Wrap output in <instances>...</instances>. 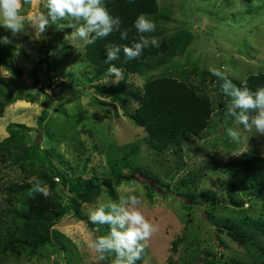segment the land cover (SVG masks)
Returning <instances> with one entry per match:
<instances>
[{
	"label": "rangeland",
	"instance_id": "rangeland-1",
	"mask_svg": "<svg viewBox=\"0 0 264 264\" xmlns=\"http://www.w3.org/2000/svg\"><path fill=\"white\" fill-rule=\"evenodd\" d=\"M158 2L160 13L146 15L156 25L149 36L157 44L181 36L182 41L187 38L186 45L172 56L153 57L137 74L124 72L119 83L96 79L85 58L86 43L72 38L68 20L59 22L65 28L49 25L35 37L28 19L46 13V0L22 4L24 32L13 36L0 27V37L11 41L0 43V143L10 137V130L17 133L0 152V264H113L114 253L100 261L89 247L108 234L109 225L93 224L88 212L119 199L103 187L81 202L72 189L117 174L125 175L115 185L119 198L136 195L142 202L140 211L156 229L146 242L141 264H264V258L251 257L224 226L233 223L255 232L264 250V235L250 223V218L264 216V196L251 195L245 172L236 164L247 151L264 155V136L227 114L231 98L209 71L215 67L237 82L264 73V0ZM49 42L53 47L47 55ZM48 73L52 87L44 89ZM160 76L191 82L214 106L211 123L201 135L162 152L151 147L134 116L136 91ZM229 128L240 133L238 141L227 135ZM39 137L41 151L35 148ZM55 170L65 173L66 184ZM37 180L46 181L42 186L48 195H40L55 209L79 200L80 216L74 209L62 216L51 227V240L33 252V229L22 213L38 196L32 192ZM179 237L183 240L174 251L173 241Z\"/></svg>",
	"mask_w": 264,
	"mask_h": 264
},
{
	"label": "trees",
	"instance_id": "trees-1",
	"mask_svg": "<svg viewBox=\"0 0 264 264\" xmlns=\"http://www.w3.org/2000/svg\"><path fill=\"white\" fill-rule=\"evenodd\" d=\"M252 1V0H246ZM104 4L113 16H119L122 21L121 29H131L127 40L120 39L119 32H113L111 35L98 39L94 44H85V58L89 61L96 73V79L106 77V70L109 67L106 60V46L109 44L130 45L133 38L138 39V34L134 28V21L141 14L157 15L160 13V5L158 0H104ZM144 35L149 36L148 33ZM187 38L182 41V37H168L162 40L158 46L145 49L143 55L139 59L125 62L123 53L120 59L113 61L117 67L123 69L125 73L137 74L143 71L150 59L162 55V57L172 56L177 53V49L186 45ZM51 42L46 48L47 55L52 49ZM182 47V48H183ZM47 78V79H46ZM42 86L44 89H51V76L48 73ZM62 82V81H61ZM238 87L244 84L251 90H255L260 86H264V73L250 74L245 81H232ZM222 81L218 79V85ZM45 85V86H44ZM58 86H60L58 84ZM133 96V95H132ZM137 101V107L134 111L136 123L143 127L148 135L149 144L156 151L162 152L170 146H181L182 143L190 138L201 135L210 125L214 106L210 97L201 91L196 85L183 79L171 76H160L145 81L141 90L136 91L134 96ZM222 105V103H220ZM2 110L0 108V115ZM254 115L255 113H250ZM46 112L43 111L38 121L40 130L42 129ZM16 131L10 130V137L0 143V152L11 143ZM41 138L37 139L35 148L40 150ZM7 143V144H6ZM43 159L49 163L52 169H55L53 163L49 159L47 153L42 151ZM236 164L243 168L251 187V195L264 196V155L258 151H247L236 161ZM133 172H140L138 168L132 169ZM55 174L63 178L66 184V175L62 171L55 170ZM125 178L124 174H117L115 177L104 178L102 182L93 179L87 180L82 186L73 187V191L77 194L81 202L89 201L93 195L99 192L101 188H105L106 192L114 200L119 199V195L115 189L116 184H120ZM114 180L116 183H114ZM44 185L46 181H39ZM43 200V201H42ZM79 200L72 201L70 206L63 210L55 209L46 202L42 195L38 194L37 198L31 200L29 211L22 213L25 224L32 228L31 250L37 252L38 249L51 240V227L66 213L72 209L80 216L78 205ZM264 211V206H263ZM250 223L256 231H260L264 235V216L257 219L250 218ZM228 235L240 245L245 246L251 253V257L264 258V250L259 248L256 243L255 232H249L241 229L236 224L225 223ZM29 240V239H28ZM183 238L179 237L173 241V250L176 251L178 244ZM142 257L136 261L141 264ZM254 264H257L254 261Z\"/></svg>",
	"mask_w": 264,
	"mask_h": 264
},
{
	"label": "clouds",
	"instance_id": "clouds-1",
	"mask_svg": "<svg viewBox=\"0 0 264 264\" xmlns=\"http://www.w3.org/2000/svg\"><path fill=\"white\" fill-rule=\"evenodd\" d=\"M32 3H35V0H0V27L9 30L13 36L24 32L26 18L20 14V9L22 4ZM45 8L46 13L28 19L27 25L34 29L36 38H40L49 25L54 24L59 29L65 28L64 24L59 23L62 20L69 21L67 27L72 29V38L83 40L87 45H92L113 32H119L120 39L127 40L131 30L121 29V18L109 12L104 0H46ZM81 21L83 23H80ZM133 26L138 39L133 38L130 45L106 46L105 63L109 64L106 79L112 83H119L124 75L123 69L112 63L120 59L121 53L125 57V62H128L139 59L145 49L158 46L154 37L144 35L154 32L156 28L155 23L146 15H139ZM10 42L8 36L0 37V43ZM209 71L222 81L220 84L222 92L231 98L227 105V114L235 117L246 130L251 131L255 128L257 133L264 136V86L254 91L246 84L238 87L223 71L215 67H210ZM227 135L233 141L240 138V133L233 128L227 130ZM32 192L48 195L46 187L38 180L33 184ZM141 203L136 195H121L118 203L108 201L89 210V220L93 224L109 225L107 235L98 236L89 244V247L98 254L100 261H104L111 253L115 254L113 264H136V261L141 259L147 240L156 231L140 211Z\"/></svg>",
	"mask_w": 264,
	"mask_h": 264
},
{
	"label": "built area",
	"instance_id": "built-area-1",
	"mask_svg": "<svg viewBox=\"0 0 264 264\" xmlns=\"http://www.w3.org/2000/svg\"><path fill=\"white\" fill-rule=\"evenodd\" d=\"M56 180L60 181V178L59 177H56Z\"/></svg>",
	"mask_w": 264,
	"mask_h": 264
},
{
	"label": "bare ground",
	"instance_id": "bare-ground-1",
	"mask_svg": "<svg viewBox=\"0 0 264 264\" xmlns=\"http://www.w3.org/2000/svg\"><path fill=\"white\" fill-rule=\"evenodd\" d=\"M47 79V78H46ZM45 86V85H44ZM48 88V87H47ZM212 196V195H211Z\"/></svg>",
	"mask_w": 264,
	"mask_h": 264
},
{
	"label": "water",
	"instance_id": "water-1",
	"mask_svg": "<svg viewBox=\"0 0 264 264\" xmlns=\"http://www.w3.org/2000/svg\"><path fill=\"white\" fill-rule=\"evenodd\" d=\"M62 84H64V82Z\"/></svg>",
	"mask_w": 264,
	"mask_h": 264
}]
</instances>
